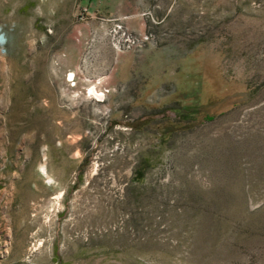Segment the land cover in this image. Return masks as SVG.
I'll return each mask as SVG.
<instances>
[{
  "label": "rangeland",
  "instance_id": "obj_1",
  "mask_svg": "<svg viewBox=\"0 0 264 264\" xmlns=\"http://www.w3.org/2000/svg\"><path fill=\"white\" fill-rule=\"evenodd\" d=\"M0 264H264V0H0Z\"/></svg>",
  "mask_w": 264,
  "mask_h": 264
},
{
  "label": "trees",
  "instance_id": "obj_2",
  "mask_svg": "<svg viewBox=\"0 0 264 264\" xmlns=\"http://www.w3.org/2000/svg\"><path fill=\"white\" fill-rule=\"evenodd\" d=\"M144 172H145L144 169H142V171L139 170V171L137 172V173H138L137 179L141 180L142 177H144Z\"/></svg>",
  "mask_w": 264,
  "mask_h": 264
},
{
  "label": "bare ground",
  "instance_id": "obj_3",
  "mask_svg": "<svg viewBox=\"0 0 264 264\" xmlns=\"http://www.w3.org/2000/svg\"><path fill=\"white\" fill-rule=\"evenodd\" d=\"M97 96H98V95H97ZM101 96H102V95H99L100 98H101ZM97 98H98V97H97ZM101 100H102V99H101ZM42 171H43L44 174H47V173H46V169H45V167L42 168ZM49 180H50V182L53 181L51 178H49ZM59 198H60V197H58V198L56 197V199H59Z\"/></svg>",
  "mask_w": 264,
  "mask_h": 264
},
{
  "label": "built area",
  "instance_id": "obj_4",
  "mask_svg": "<svg viewBox=\"0 0 264 264\" xmlns=\"http://www.w3.org/2000/svg\"><path fill=\"white\" fill-rule=\"evenodd\" d=\"M139 41V40H138ZM72 81H74V76L71 78ZM95 89V88H94ZM101 95L104 97L106 94L104 92H100Z\"/></svg>",
  "mask_w": 264,
  "mask_h": 264
},
{
  "label": "crops",
  "instance_id": "obj_5",
  "mask_svg": "<svg viewBox=\"0 0 264 264\" xmlns=\"http://www.w3.org/2000/svg\"><path fill=\"white\" fill-rule=\"evenodd\" d=\"M72 69L75 70L76 73L78 72V66H76V65L74 66V65H73V68H72Z\"/></svg>",
  "mask_w": 264,
  "mask_h": 264
}]
</instances>
